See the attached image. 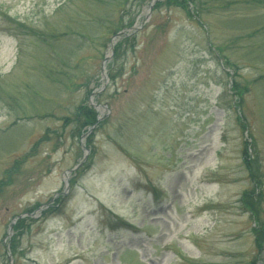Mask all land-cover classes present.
Returning a JSON list of instances; mask_svg holds the SVG:
<instances>
[{"label":"rangeland","instance_id":"obj_1","mask_svg":"<svg viewBox=\"0 0 264 264\" xmlns=\"http://www.w3.org/2000/svg\"><path fill=\"white\" fill-rule=\"evenodd\" d=\"M151 3L0 0V264H264V0ZM85 102L106 124L79 137Z\"/></svg>","mask_w":264,"mask_h":264},{"label":"trees","instance_id":"obj_2","mask_svg":"<svg viewBox=\"0 0 264 264\" xmlns=\"http://www.w3.org/2000/svg\"><path fill=\"white\" fill-rule=\"evenodd\" d=\"M194 3H193V0H163V1H159L156 3L155 5V10L159 7H162V6H166V7H178V8H181L183 9L184 11H186L191 17H193V15H191L192 13L189 11V7L190 6H193ZM135 21H136V16L132 17V19L127 23V24H122L120 27L116 28L113 30L112 32V35H116L118 34L119 32L123 31V30H126V29H131L134 25H135ZM136 34V33H135ZM133 34L131 37H128V38H123L121 39V41H119L116 46H115V54H114V62H117L118 60H121L122 58V54L123 52L125 51L126 49V46L129 45V44H132L133 42H135V37ZM113 36V37H114ZM210 49L212 48V45L210 44ZM220 58V57H218ZM223 64V67H224V63ZM235 66L233 65H230L228 63V67L226 69H228L229 71H234ZM113 67H111V70H112ZM119 71V70H118ZM121 71H123L122 69V66H121ZM117 74V73H116ZM235 74V73H234ZM117 75H122L121 73L120 74H117ZM113 80L116 78V76H112ZM234 86L232 87V92L234 94H236L239 98V94L240 91H238L237 89V86L236 84L234 83L233 84ZM94 91L92 90H89L88 91V95L91 96L92 93ZM97 97V96H96ZM240 99V98H239ZM231 109H236L239 111L241 110V107H240V104L236 107H233ZM66 121V120H65ZM69 122H73L76 125V130L78 131V136L79 137H82L85 132H88L89 130L93 129V130H96V129H101L105 124H106V120H100V114L99 112H97V110L92 107V106H89V104L87 102L81 104L75 111L74 113V117L72 119H68ZM247 144V142H246ZM245 150V149H244ZM255 159H252L250 154H249V148H248V144L246 145V152L244 153V166L246 167L249 175H250V178L252 179L253 181V187L251 190L249 191H245L243 194H242V197H241V200H240V203L242 204L244 210L249 213L254 219L255 221H258L259 219V213L261 211V201H262V194L259 192V188H260V185L261 183H259V171L258 170V167H257V170H256V167H255V164L256 162L254 161ZM19 165L20 164H16L14 167H13V172L14 170L17 171V169L19 170ZM10 173H8L9 175ZM4 188V181H2L0 183V191H2V189ZM52 212V210L50 211ZM28 220H31V218H29ZM27 219H24L22 221H20L19 225H18V228L20 225L23 226L24 228V224L28 221ZM260 235L257 236V247L259 250L262 251V248L264 246V231H260L259 232ZM263 242V244L261 243ZM17 247L16 246V243L15 244H11V251H12V255L14 256L17 252Z\"/></svg>","mask_w":264,"mask_h":264},{"label":"water","instance_id":"obj_3","mask_svg":"<svg viewBox=\"0 0 264 264\" xmlns=\"http://www.w3.org/2000/svg\"><path fill=\"white\" fill-rule=\"evenodd\" d=\"M156 2H157V0H152V4H151V6H150V9H149V12H148V13L151 12V10H152V8H153V5H154ZM130 32H131V30H125V31L120 32L119 34H117V35L112 39V41H111V43H110L111 54H110L109 56L106 57V59H105V61H104V64H103V66H102V76H103V77H106L105 64H106L108 61L111 60V58H112V56H113V54H114V48H115V44H116V42L119 41V40H121L123 37H129V33H130ZM87 154H88V151L85 152V159H86ZM80 166H81V165H80ZM80 166H78V167L75 168L74 170H72V171H68V172L66 173V179H65L66 189L69 188V180H68V176H69V174H71L72 172H74V171H75L76 169H78ZM26 216H27V215H25V216H21V217H19L18 219L25 218ZM13 225H14V224H13ZM13 225H12V227H11V230H12V228H13Z\"/></svg>","mask_w":264,"mask_h":264}]
</instances>
